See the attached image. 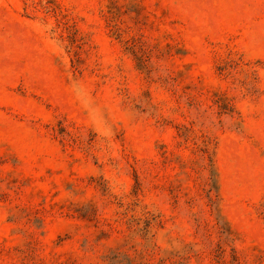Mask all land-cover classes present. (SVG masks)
Returning a JSON list of instances; mask_svg holds the SVG:
<instances>
[{
  "label": "rangeland",
  "instance_id": "1",
  "mask_svg": "<svg viewBox=\"0 0 264 264\" xmlns=\"http://www.w3.org/2000/svg\"><path fill=\"white\" fill-rule=\"evenodd\" d=\"M0 264H264V0H0Z\"/></svg>",
  "mask_w": 264,
  "mask_h": 264
}]
</instances>
